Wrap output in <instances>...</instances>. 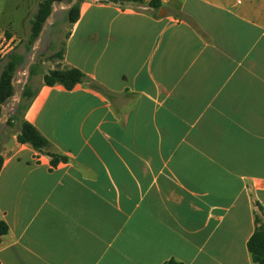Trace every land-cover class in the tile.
I'll return each mask as SVG.
<instances>
[{
    "label": "crops",
    "instance_id": "crops-1",
    "mask_svg": "<svg viewBox=\"0 0 264 264\" xmlns=\"http://www.w3.org/2000/svg\"><path fill=\"white\" fill-rule=\"evenodd\" d=\"M148 1L80 3L47 70L84 81L29 73L23 118L67 159L0 126V264H259L246 241L254 201L264 211V0ZM26 2L10 0L0 45L22 39Z\"/></svg>",
    "mask_w": 264,
    "mask_h": 264
},
{
    "label": "trees",
    "instance_id": "trees-1",
    "mask_svg": "<svg viewBox=\"0 0 264 264\" xmlns=\"http://www.w3.org/2000/svg\"><path fill=\"white\" fill-rule=\"evenodd\" d=\"M83 0H38L37 9L30 19V39L37 38L43 23L50 16L53 5L65 3L67 4L66 21L73 23L79 15V6ZM115 1H138L142 0H115ZM148 5L155 9L161 6L160 0H149ZM59 57L62 56V50L57 52ZM24 57L21 54L10 53L8 59L0 71V116L2 114V106L14 94V84L12 78L16 70L21 66ZM34 66L29 67V73H33ZM43 83L52 85L59 83L66 89H70L74 84L85 80V74L78 68L70 66L65 68H52L43 73ZM99 90L102 87L93 84ZM35 94L28 83H24L18 93L17 101L12 105L5 116V125L12 127L17 126L16 140L20 143H28L34 150L45 153L50 156V163L56 164L58 161H64L66 156L53 152L50 149V143L45 136L30 122L23 118V112L28 106L31 98ZM2 164V155L0 154V167ZM257 211L254 212V229L246 241V247L254 262L264 264V211L262 206L254 201ZM7 231V225L3 220H0V236ZM161 264H184L182 261L173 257H169Z\"/></svg>",
    "mask_w": 264,
    "mask_h": 264
},
{
    "label": "rangeland",
    "instance_id": "rangeland-1",
    "mask_svg": "<svg viewBox=\"0 0 264 264\" xmlns=\"http://www.w3.org/2000/svg\"><path fill=\"white\" fill-rule=\"evenodd\" d=\"M10 0H0V22L5 21V14L10 9ZM23 5L25 3H22ZM38 0H27V14L26 18L28 21L32 18L34 12L37 9ZM61 8H56V5H53V8L56 9L53 15L52 20L47 19L46 25L43 31L38 35L37 38L30 39V23L28 27L22 33V39L16 42V39L5 45V42L0 45V71L7 60V56L12 52H27L29 57L25 62L22 63V67L15 72L14 74V94L11 98L4 104L5 108L2 110L0 117V126L2 128L6 127L5 125V116L9 109L12 108V105L18 99V93L21 86L24 83H30L34 85V82L38 80L37 75L33 76L30 79L31 74H29V67L34 66L37 72H42L47 70L50 66H54L59 56L57 52L62 50L63 39L66 34V28L68 23L66 21V8L67 4L61 3ZM19 13H15L17 16ZM24 18V21L27 19ZM25 25V22H23ZM7 31V30H6ZM8 49L7 52L5 50ZM32 58L31 63H29L28 69H25V66L28 63V60ZM36 72V71H35ZM14 96V97H13ZM4 124V125H3ZM16 127V125H14ZM13 126V127H14ZM7 128V127H6ZM10 128V127H9ZM12 128V127H11Z\"/></svg>",
    "mask_w": 264,
    "mask_h": 264
},
{
    "label": "water",
    "instance_id": "water-1",
    "mask_svg": "<svg viewBox=\"0 0 264 264\" xmlns=\"http://www.w3.org/2000/svg\"><path fill=\"white\" fill-rule=\"evenodd\" d=\"M60 6V4H56V8L57 7H59ZM53 12V11H52ZM160 12H162V8L160 9ZM48 18H50V17H48ZM47 18V19H48ZM44 25H45V22L43 23V25H42V28H41V30H40V33L42 32V30H43V27H44ZM40 33H39V35H40ZM12 84H14V77L12 78ZM5 108V106H2V110ZM1 117V116H0Z\"/></svg>",
    "mask_w": 264,
    "mask_h": 264
},
{
    "label": "built area",
    "instance_id": "built-area-1",
    "mask_svg": "<svg viewBox=\"0 0 264 264\" xmlns=\"http://www.w3.org/2000/svg\"><path fill=\"white\" fill-rule=\"evenodd\" d=\"M14 97V96H13Z\"/></svg>",
    "mask_w": 264,
    "mask_h": 264
}]
</instances>
